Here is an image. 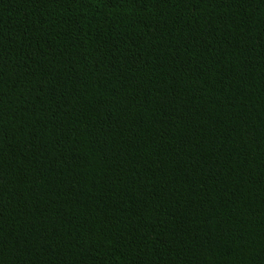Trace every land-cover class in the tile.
Wrapping results in <instances>:
<instances>
[{
  "label": "trees",
  "instance_id": "obj_1",
  "mask_svg": "<svg viewBox=\"0 0 264 264\" xmlns=\"http://www.w3.org/2000/svg\"><path fill=\"white\" fill-rule=\"evenodd\" d=\"M0 264H264V0H0Z\"/></svg>",
  "mask_w": 264,
  "mask_h": 264
}]
</instances>
